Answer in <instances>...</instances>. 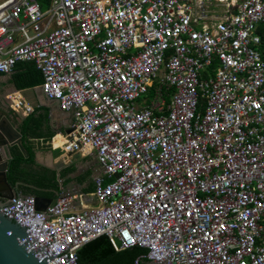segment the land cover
Returning <instances> with one entry per match:
<instances>
[{
  "label": "built area",
  "instance_id": "built-area-1",
  "mask_svg": "<svg viewBox=\"0 0 264 264\" xmlns=\"http://www.w3.org/2000/svg\"><path fill=\"white\" fill-rule=\"evenodd\" d=\"M40 1L0 2V73L32 63L73 114L52 148L101 172L95 206L6 201L18 244L47 264L103 236L134 264H264V0Z\"/></svg>",
  "mask_w": 264,
  "mask_h": 264
},
{
  "label": "trees",
  "instance_id": "trees-1",
  "mask_svg": "<svg viewBox=\"0 0 264 264\" xmlns=\"http://www.w3.org/2000/svg\"><path fill=\"white\" fill-rule=\"evenodd\" d=\"M42 9H46L48 0L40 1ZM260 50L264 53V28L261 29ZM14 70L16 74L12 76V82L18 90L38 86L42 82L40 72L32 63H17ZM35 110H42L41 108ZM45 115H38L37 111L27 116L19 127L21 134V144L27 152L28 157L24 158L22 153L13 147L11 149V160L7 169V182L16 186V193L24 196H38L55 198L58 190L55 171L35 166L34 150L30 139H38L46 136ZM48 137H51L50 135ZM74 171L71 165L63 169L61 177H65ZM89 174L79 179L80 182L88 181ZM94 185L91 184L85 192H93ZM140 248H130L116 252L106 237H99L85 245L78 252L79 264H134V260L143 253Z\"/></svg>",
  "mask_w": 264,
  "mask_h": 264
},
{
  "label": "crops",
  "instance_id": "crops-1",
  "mask_svg": "<svg viewBox=\"0 0 264 264\" xmlns=\"http://www.w3.org/2000/svg\"><path fill=\"white\" fill-rule=\"evenodd\" d=\"M2 0H0L1 2ZM264 28V25H260L258 27V33L260 35L261 39V29ZM260 45L257 47L258 52L261 55V58L264 61V53L260 50ZM13 74H16V71L13 70L12 74H1L0 73V103L2 101H6L9 104V110L13 112V115H15V120L13 121L14 126L18 129L23 122V120L32 114L34 111H37L38 115H45L47 119L46 123V136L38 139H30V142L32 143L33 150H34V161L35 166L42 167L48 169L49 166H53L56 173V182L58 184V190L60 189V183L62 185L67 184L69 182H77L82 187V192L87 195L83 200L76 198V195L72 196L75 198H72L71 203V210H79L83 206H95L97 204L96 200L92 196L93 192H85V189L88 188L89 185L93 184L94 177L98 176L99 173V167L97 165V162L92 155H81L78 153L74 154H68L61 151V148L55 150L56 146H61L63 144V141H65L66 138V131L71 129V124L73 121V114H70L69 112H62L60 109L57 108V105L53 102L47 101L41 94V91L39 89V85L32 87L36 88V96L40 103V107L42 110H35L33 109L29 103L26 101V99L20 94L21 90H18L15 87V84L12 82V76ZM28 89V88H26ZM24 90V89H22ZM21 97L24 99L26 104L30 106L33 110L31 113L24 114L22 110H12V103L17 102L18 98ZM44 104V106L41 107V105ZM36 108V109H38ZM20 132V131H19ZM51 137H48V136ZM52 146H55L52 148ZM73 165L74 171L70 174H68L65 177H61L60 173L63 169ZM50 170V169H49ZM89 174L88 181L86 182H80L79 179L82 178L84 175ZM94 185V184H93ZM57 190V191H58ZM49 198V197H45ZM80 202V204L78 203Z\"/></svg>",
  "mask_w": 264,
  "mask_h": 264
},
{
  "label": "water",
  "instance_id": "water-1",
  "mask_svg": "<svg viewBox=\"0 0 264 264\" xmlns=\"http://www.w3.org/2000/svg\"><path fill=\"white\" fill-rule=\"evenodd\" d=\"M36 92V88H28L20 91V94L33 109L40 107ZM41 94L47 101L55 103L59 109L57 101L48 99L42 92ZM42 106L45 107L44 104H42L41 107ZM69 113L72 114V112ZM14 120L15 115L9 110L8 102L4 100L3 103H0V208L11 198L15 196H24L16 193L17 185L12 187L7 182L6 176L9 161L11 160V149L13 147H17L24 158L28 157L27 152L21 144V134L13 124ZM72 129L73 128L67 130L66 133H69ZM48 169L54 170V167L49 166ZM100 172L101 170L99 173ZM59 183L60 189L55 192V198L34 197L35 208L37 210H45V208L53 204L57 198H69L76 195L77 200L78 198L80 199V197L83 200L87 197V195L82 192L81 185L77 182L73 181L64 185H62L61 182ZM78 203L80 204V202ZM26 229L28 228H20L17 224L4 218L0 214V264H47L45 261L40 263L34 257L33 253L26 251L25 246L18 244V241L26 235V233H24Z\"/></svg>",
  "mask_w": 264,
  "mask_h": 264
},
{
  "label": "flooded vegetation",
  "instance_id": "flooded-vegetation-1",
  "mask_svg": "<svg viewBox=\"0 0 264 264\" xmlns=\"http://www.w3.org/2000/svg\"><path fill=\"white\" fill-rule=\"evenodd\" d=\"M2 103H3V101H2Z\"/></svg>",
  "mask_w": 264,
  "mask_h": 264
}]
</instances>
